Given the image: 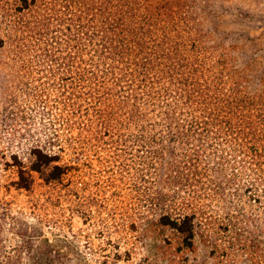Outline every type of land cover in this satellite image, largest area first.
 <instances>
[{
  "label": "trees",
  "instance_id": "16d2710c",
  "mask_svg": "<svg viewBox=\"0 0 264 264\" xmlns=\"http://www.w3.org/2000/svg\"><path fill=\"white\" fill-rule=\"evenodd\" d=\"M217 20L209 0H0V71L61 81L66 134L45 132L28 170L14 156L20 188L108 153L140 222L264 264V64Z\"/></svg>",
  "mask_w": 264,
  "mask_h": 264
},
{
  "label": "rangeland",
  "instance_id": "374dc122",
  "mask_svg": "<svg viewBox=\"0 0 264 264\" xmlns=\"http://www.w3.org/2000/svg\"><path fill=\"white\" fill-rule=\"evenodd\" d=\"M209 3L220 30L246 47L241 59L264 64V0ZM16 72L0 71V264H227L200 234L186 248L172 229L133 217L129 188L110 183L115 174L108 170V153L62 184H46L31 173V187L20 188L14 156L28 170L30 151L47 139L45 132H57L62 143L66 131L60 126L59 77ZM46 95L50 102L40 104Z\"/></svg>",
  "mask_w": 264,
  "mask_h": 264
}]
</instances>
